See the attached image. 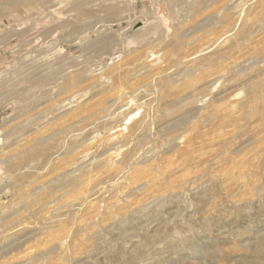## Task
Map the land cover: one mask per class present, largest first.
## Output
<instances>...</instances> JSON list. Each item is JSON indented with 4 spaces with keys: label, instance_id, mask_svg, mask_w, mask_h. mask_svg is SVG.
Here are the masks:
<instances>
[{
    "label": "rangeland",
    "instance_id": "obj_1",
    "mask_svg": "<svg viewBox=\"0 0 264 264\" xmlns=\"http://www.w3.org/2000/svg\"><path fill=\"white\" fill-rule=\"evenodd\" d=\"M0 264H264V0H0Z\"/></svg>",
    "mask_w": 264,
    "mask_h": 264
},
{
    "label": "bare ground",
    "instance_id": "obj_2",
    "mask_svg": "<svg viewBox=\"0 0 264 264\" xmlns=\"http://www.w3.org/2000/svg\"><path fill=\"white\" fill-rule=\"evenodd\" d=\"M19 2H28V0H18ZM27 4V3H26ZM57 4V3H56ZM2 10V9H1Z\"/></svg>",
    "mask_w": 264,
    "mask_h": 264
}]
</instances>
